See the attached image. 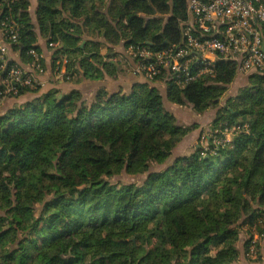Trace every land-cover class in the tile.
Returning <instances> with one entry per match:
<instances>
[{"label": "trees", "instance_id": "16d2710c", "mask_svg": "<svg viewBox=\"0 0 264 264\" xmlns=\"http://www.w3.org/2000/svg\"><path fill=\"white\" fill-rule=\"evenodd\" d=\"M29 6L0 0V28L17 25L21 63L39 54L37 28L57 43L66 75L94 80L124 74L103 46L181 44L189 17L187 0H37L36 27ZM237 72L222 60L183 85L165 73L154 80L165 81L170 102L203 113ZM59 94L0 115V264H236L239 226L264 216V74L220 107L206 144L155 172L151 163L165 162L187 132L155 86L92 102ZM122 171L149 173L140 184L107 179Z\"/></svg>", "mask_w": 264, "mask_h": 264}, {"label": "built area", "instance_id": "2783aa9c", "mask_svg": "<svg viewBox=\"0 0 264 264\" xmlns=\"http://www.w3.org/2000/svg\"><path fill=\"white\" fill-rule=\"evenodd\" d=\"M187 12L181 44L157 51L123 46L122 53L133 61L129 68L133 74L152 80L165 73L183 85L214 72L216 62L222 60L235 64L238 72L264 73V0H187ZM3 26L7 28H0V59L6 75L0 79V86L3 97H17L21 88H40L35 72L40 74L44 68L39 54L32 50L35 60L29 64L30 70L8 64L7 44L17 41L18 27L12 20Z\"/></svg>", "mask_w": 264, "mask_h": 264}, {"label": "rangeland", "instance_id": "374dc122", "mask_svg": "<svg viewBox=\"0 0 264 264\" xmlns=\"http://www.w3.org/2000/svg\"><path fill=\"white\" fill-rule=\"evenodd\" d=\"M124 56L121 55L120 57H116L115 59L112 58V60L118 61L119 64H121L125 68H128V70L130 71L129 68L132 69L133 61L128 59L126 56L125 58ZM102 58L106 60V57L103 54ZM254 74L264 73H258L253 71L248 73L237 72V75L235 76L234 80L227 86L226 92L224 96L220 99L219 104L215 107L206 110L203 113L194 112L192 108L188 105H174L165 101L166 108L172 110V113L175 114L176 122L180 124L187 132L181 137L179 141H177L175 147L172 149L170 157H168L165 162L161 164L155 162L151 163L149 172L162 170L166 168L169 164H171L176 158L193 153L198 145H203L202 140L205 144V138L208 135H211L210 129L214 124L213 120L216 117L220 107L225 104L227 99L236 97L247 86L250 75ZM98 80L100 81L97 82H101V79ZM96 94L97 95H95L92 100H85L92 102L98 95L103 98L108 93L102 92V90L99 89ZM83 99L84 98H82V100ZM231 138V133H227L226 139L231 140ZM147 172L129 173L126 171H122L121 173L108 177L107 179L112 184H140L147 175ZM255 206L256 205H254V207ZM260 230H263L264 233V216L263 218L255 221L254 225L244 224L239 226V239L237 242L239 256L237 258L236 264H264V234L260 233Z\"/></svg>", "mask_w": 264, "mask_h": 264}, {"label": "crops", "instance_id": "0c3cea01", "mask_svg": "<svg viewBox=\"0 0 264 264\" xmlns=\"http://www.w3.org/2000/svg\"><path fill=\"white\" fill-rule=\"evenodd\" d=\"M29 1H30L29 13H30L31 22L36 26L35 9L37 7V0H29ZM35 30L37 33V45L40 50L39 51L40 61L44 68V71L40 74L35 72V75L41 81V86L39 88V91L27 92L17 97H10V96L1 97L0 115L7 112L10 108L14 107L15 105L32 100L33 98L43 93H46L50 90H58L60 91L61 95L63 93H69L73 90H77L82 94L83 96L82 98H84L83 100L85 99L92 100L94 96L97 95L96 92L99 89H101L102 92H106L108 94L117 91L130 92L135 84H141V83H148L152 86H155L160 91V94L162 95L164 108H166L165 101L174 104L167 99L166 84L163 79L149 80L146 79L141 74H133L132 72L130 73L128 68H125L124 66H122L124 69V74L122 75L118 74L116 77L105 76L103 79H101V82H97L100 80L85 79L80 74H76V73L73 74L72 76L66 75L64 60H61V57L54 53L55 50L52 48V46H48L46 39L41 37L38 29L35 28ZM97 40L103 42L101 38L97 37ZM108 47L111 50L108 52V56L109 57L111 56V58L109 59L111 60L112 58L115 59L116 57H119V55L122 54L124 49L122 44L113 45V46L107 44V46H103L101 48V53L106 54ZM6 57L8 61L20 65L26 71L30 70L29 64L21 63L20 54L18 50L13 47L12 44H7ZM166 110L172 113V110L168 108H166Z\"/></svg>", "mask_w": 264, "mask_h": 264}, {"label": "water", "instance_id": "95a60500", "mask_svg": "<svg viewBox=\"0 0 264 264\" xmlns=\"http://www.w3.org/2000/svg\"><path fill=\"white\" fill-rule=\"evenodd\" d=\"M84 43V42H83ZM263 48H264V45H263ZM59 98L61 97V94H59V96H58Z\"/></svg>", "mask_w": 264, "mask_h": 264}]
</instances>
